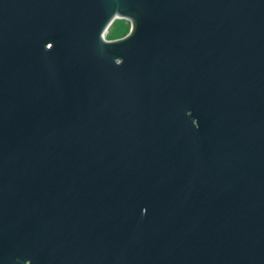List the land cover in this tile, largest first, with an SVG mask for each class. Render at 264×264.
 I'll use <instances>...</instances> for the list:
<instances>
[{
  "label": "water",
  "instance_id": "1",
  "mask_svg": "<svg viewBox=\"0 0 264 264\" xmlns=\"http://www.w3.org/2000/svg\"><path fill=\"white\" fill-rule=\"evenodd\" d=\"M0 264H264V0H0Z\"/></svg>",
  "mask_w": 264,
  "mask_h": 264
},
{
  "label": "rangeland",
  "instance_id": "2",
  "mask_svg": "<svg viewBox=\"0 0 264 264\" xmlns=\"http://www.w3.org/2000/svg\"><path fill=\"white\" fill-rule=\"evenodd\" d=\"M132 28L131 20L116 18L105 33L107 39H121L127 36Z\"/></svg>",
  "mask_w": 264,
  "mask_h": 264
}]
</instances>
